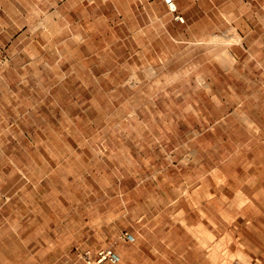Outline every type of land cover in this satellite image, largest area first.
<instances>
[{"label":"rangeland","instance_id":"rangeland-1","mask_svg":"<svg viewBox=\"0 0 264 264\" xmlns=\"http://www.w3.org/2000/svg\"><path fill=\"white\" fill-rule=\"evenodd\" d=\"M175 3L4 0L0 264H84L122 231L158 264H264V10ZM195 146L231 181L185 213L158 183Z\"/></svg>","mask_w":264,"mask_h":264},{"label":"crops","instance_id":"crops-1","mask_svg":"<svg viewBox=\"0 0 264 264\" xmlns=\"http://www.w3.org/2000/svg\"><path fill=\"white\" fill-rule=\"evenodd\" d=\"M3 4L4 0H0V11H5ZM182 22H185V19ZM173 154L175 155L172 162L174 167H169L168 170H173L175 174L172 178H167L158 183L160 191H158L156 201L167 205H185L183 211L187 213V211L192 210L190 204L193 201L196 202L192 200L193 198H197V202L201 204H206L214 203L215 198L226 195V188L231 181L227 169L219 164H211V158L206 153L201 152L199 147L195 146L184 151L179 155L178 161L175 160V157L179 153L173 151ZM178 210L180 211L181 208L176 211ZM137 220L143 223L145 215ZM143 225H145V222ZM153 230L160 231L161 229ZM126 234L132 238L127 239L124 237ZM120 237L121 243L116 242L107 245L95 242L90 247L79 249V255L83 258V254L88 252L96 257L101 250L111 248L119 255V261L115 264H158L157 261H149L152 254H158V249L154 246L151 248L146 247L140 242L139 234L122 231ZM137 247L140 249L139 253L146 256L145 260L140 262L137 260ZM83 263L88 264L84 258Z\"/></svg>","mask_w":264,"mask_h":264},{"label":"built area","instance_id":"built-area-1","mask_svg":"<svg viewBox=\"0 0 264 264\" xmlns=\"http://www.w3.org/2000/svg\"><path fill=\"white\" fill-rule=\"evenodd\" d=\"M169 4V3H168ZM172 11H177L176 9H171ZM178 19L184 21L182 16H178ZM127 239H131L130 235H125ZM83 258L86 260L88 264H115L119 261V255L114 249L106 248L101 250L96 257L90 255V253L86 252L83 254Z\"/></svg>","mask_w":264,"mask_h":264},{"label":"bare ground","instance_id":"bare-ground-1","mask_svg":"<svg viewBox=\"0 0 264 264\" xmlns=\"http://www.w3.org/2000/svg\"><path fill=\"white\" fill-rule=\"evenodd\" d=\"M167 3H169V6H170V8L171 9H176L177 8V5H176V3H175V0H165ZM232 1V0H231ZM235 1V0H234ZM259 1V4H258V6L260 5V7L262 6V9L264 10V0H258ZM257 2V1H256ZM253 2L250 4V6H252L253 7ZM229 6V5H228ZM233 7V6H232ZM231 7V8H232ZM263 21H264V16L261 18ZM234 37L236 38V40H238V41H240V37L237 35V34H234ZM215 40H217L218 39V36H214L213 37ZM211 39H212V37H211ZM218 41H219V39H218ZM215 253L213 252V254L212 255H214ZM218 257V256H217ZM212 258H213V256H212ZM211 258V259H212ZM214 258H215V256H214ZM213 261H215L214 263H216V259L214 260V259H212ZM242 261V260H241ZM245 261V260H244ZM220 263V262H219ZM217 264V263H216Z\"/></svg>","mask_w":264,"mask_h":264}]
</instances>
